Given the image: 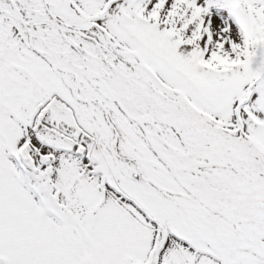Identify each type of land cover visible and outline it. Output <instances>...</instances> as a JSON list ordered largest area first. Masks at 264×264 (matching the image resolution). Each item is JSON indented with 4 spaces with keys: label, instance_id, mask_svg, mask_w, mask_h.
I'll use <instances>...</instances> for the list:
<instances>
[{
    "label": "snow or ice",
    "instance_id": "6c2138e0",
    "mask_svg": "<svg viewBox=\"0 0 264 264\" xmlns=\"http://www.w3.org/2000/svg\"><path fill=\"white\" fill-rule=\"evenodd\" d=\"M0 264H264V0H0Z\"/></svg>",
    "mask_w": 264,
    "mask_h": 264
}]
</instances>
